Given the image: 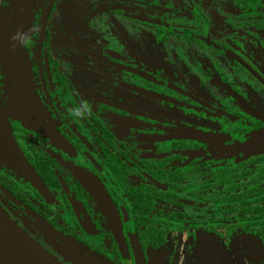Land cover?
<instances>
[{"label":"flooded vegetation","instance_id":"obj_1","mask_svg":"<svg viewBox=\"0 0 264 264\" xmlns=\"http://www.w3.org/2000/svg\"><path fill=\"white\" fill-rule=\"evenodd\" d=\"M164 1L182 18L126 8V16L147 19L155 40L136 49L122 45L123 0H0V103L12 140L44 184L41 193L0 158V206L54 264H81L79 258L138 264L136 242L146 264L150 252L162 248L145 241L168 242L175 233L221 234L184 227L200 215L189 193L208 182L214 186L222 166L257 170L264 205V9L231 15L237 24L225 23L232 30L222 40L226 32L203 25L208 13L201 12L202 0H175L182 8ZM154 20H162L164 29ZM18 31L33 37L29 47L13 40ZM235 43L247 57L216 53L215 46ZM171 44L182 52L173 55ZM160 58L193 68L179 84L168 63L154 61ZM138 62L144 73L137 72ZM84 102L91 115L81 119L72 109ZM177 102L189 110L171 105ZM198 106L215 109L213 121L227 131L216 135L222 139L186 138L197 134L184 126L186 116L198 115ZM211 142L232 146H201ZM81 177L96 182L105 209ZM222 229L259 238L255 231Z\"/></svg>","mask_w":264,"mask_h":264},{"label":"rangeland","instance_id":"obj_2","mask_svg":"<svg viewBox=\"0 0 264 264\" xmlns=\"http://www.w3.org/2000/svg\"><path fill=\"white\" fill-rule=\"evenodd\" d=\"M168 1L172 2L177 7H185L183 5H179L175 0ZM151 2L152 0H123L121 33L122 45L129 42L130 44H133L136 49H140L143 43L147 40L155 42L150 32L146 29V25L148 24L147 19L143 18V20H140L141 18L138 17L126 16V8L128 9V7L134 9L135 7L146 9L150 8L152 10L149 13L150 16L154 17L155 15L157 18L158 15H168V19L172 16L173 18H171L170 21L182 18L180 16L182 13L173 11L174 9L169 7L164 0H153V2ZM205 2H207V0H202L201 12L204 14L208 13V15L207 17L205 15L203 16V25H206L207 27L209 26L207 29L210 27L212 30L218 29L220 33L226 32L225 34L223 33L220 35L222 40L226 39L227 30H232L230 27H225V23L227 22L230 24L231 22L233 26L237 24L235 17H232L231 15L242 14L246 8L250 10L264 9L262 5L255 3H250L249 6L246 7L242 0H212L207 7H205ZM204 8H207V10ZM161 21L154 20L153 22L159 24L160 27H163L165 24ZM207 22L210 24H207ZM171 24H173V22ZM142 25L144 26L140 28L139 26ZM210 40L212 41V39ZM240 43H235V46L232 45V47L228 48L221 47L220 45L217 47L215 46L216 53L219 56H222L228 51L233 54V58L247 57V53L242 49V44ZM208 46L212 47L210 45ZM171 47L177 48L172 49ZM178 50L179 52H182L183 48L179 47L177 44H171L168 47V51H170L173 55ZM162 59L164 58L154 61H157L160 64L168 63L169 65L166 64V70H169V73H172L171 78H177V82H179V84L186 78L185 74L189 72V68H193V65L190 63H188L187 66L179 61H172L170 63L169 60ZM138 63L139 67L137 72L144 73V65L140 62ZM129 69L130 66L123 62V70ZM205 71H207V69H205ZM176 72L179 74H177V76H173ZM174 88L175 82L171 81L170 89L175 90ZM191 95L196 98L201 97V93L197 94L192 91ZM171 105L179 108L184 107L186 110H189L187 104L180 102L171 103ZM218 110H220V108H218ZM214 111L215 109L210 106L204 108L198 106L196 108V113H198L197 116H186L184 129L191 132L209 135H223L227 133L225 129L221 128L220 125L213 121L212 117L215 116L213 114ZM226 145L232 146V143H201L202 147L207 150L213 149L214 151L223 148L224 146L226 147ZM222 230L224 229L218 230L221 234H209L203 231L192 233L190 235H182L180 233L172 234L164 248L150 252L146 264H264V243L254 235V232L243 234L240 230H224L221 232Z\"/></svg>","mask_w":264,"mask_h":264},{"label":"trees","instance_id":"obj_3","mask_svg":"<svg viewBox=\"0 0 264 264\" xmlns=\"http://www.w3.org/2000/svg\"><path fill=\"white\" fill-rule=\"evenodd\" d=\"M246 1L264 7V0ZM167 177L170 181L173 178L172 175ZM216 178L214 186L208 182L207 185L201 184L199 191L189 193L191 199H195L200 205V215L199 218L192 215L184 229L241 228L245 232L255 231L264 242V205L258 184L260 174L253 167L246 171L233 172L232 167L222 166L217 169ZM144 243L151 244L154 248H163L167 240L158 239Z\"/></svg>","mask_w":264,"mask_h":264},{"label":"water","instance_id":"obj_4","mask_svg":"<svg viewBox=\"0 0 264 264\" xmlns=\"http://www.w3.org/2000/svg\"><path fill=\"white\" fill-rule=\"evenodd\" d=\"M186 138L199 140H220L222 136L186 133ZM0 158L13 169L21 178L30 183L36 190L42 193L44 184L33 167L16 147L8 129L3 108L0 103ZM82 182L95 197L97 203L105 209L106 198L98 188L96 182L88 177H81ZM108 202V201H107ZM111 221V219H110ZM112 227L119 229L118 225L110 222ZM116 231L117 243L122 251L126 250L125 241L120 239ZM137 261L138 264H145L143 251L138 242ZM81 264H90L84 259H78ZM0 264H54L42 254L11 222L0 206Z\"/></svg>","mask_w":264,"mask_h":264},{"label":"clouds","instance_id":"obj_5","mask_svg":"<svg viewBox=\"0 0 264 264\" xmlns=\"http://www.w3.org/2000/svg\"><path fill=\"white\" fill-rule=\"evenodd\" d=\"M33 37L26 32L18 31L14 34L13 40L19 41L25 48L29 47L32 43ZM72 114L81 119L91 115V108L87 102H84L81 107L72 109Z\"/></svg>","mask_w":264,"mask_h":264}]
</instances>
